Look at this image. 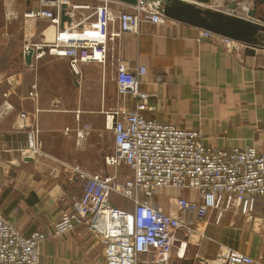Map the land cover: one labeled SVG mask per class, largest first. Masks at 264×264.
<instances>
[{"label": "crops", "instance_id": "crops-1", "mask_svg": "<svg viewBox=\"0 0 264 264\" xmlns=\"http://www.w3.org/2000/svg\"><path fill=\"white\" fill-rule=\"evenodd\" d=\"M64 1L66 15L70 17L71 12L76 22L91 13L88 6L103 0ZM43 2L0 0V109L5 101L14 107L0 120V211L24 235L51 227L72 199L81 195L84 182L67 166L79 164L91 174L117 171L104 160L114 150L106 112L132 108L136 102L134 96L118 92V57L129 67L140 63L147 68L142 88L154 94L148 117L198 129L206 146L251 145L264 153V63L258 58L264 50L254 55L246 49L229 51L213 40H199L201 29L170 19L163 25L143 23L138 35L123 34L110 44L106 65L83 63L76 74L68 58L50 52L58 36L73 39L70 32H60L69 22L59 25L47 18L25 16L26 11L42 8ZM113 6L119 8L117 3ZM208 6L216 9L211 3ZM30 48L34 54L28 64L25 54ZM34 89L37 98L30 95ZM22 111L29 114L28 120H20ZM86 124L92 130L77 142L76 132ZM35 125L41 155L30 157L24 149L27 131ZM180 196L199 198L195 189L176 188L160 190L149 198L151 205L182 218L189 228L176 235L173 264H219L221 247L264 264V195L257 198L251 218L233 211L220 218L212 209L203 219L194 212H180ZM103 261V245L84 225L48 238L40 249V264Z\"/></svg>", "mask_w": 264, "mask_h": 264}, {"label": "built area", "instance_id": "built-area-1", "mask_svg": "<svg viewBox=\"0 0 264 264\" xmlns=\"http://www.w3.org/2000/svg\"><path fill=\"white\" fill-rule=\"evenodd\" d=\"M64 0H44L43 7L26 11L29 18H47L61 24ZM119 4V8L113 4ZM52 7V8H49ZM91 13L70 22L61 29L73 34L66 41L61 36L53 42L50 52L69 59L70 67L80 73L83 63L106 65L110 44L125 33L138 35L143 23L167 24L162 0H138L128 4L103 0L88 6ZM92 18L91 20H89ZM201 39L220 43L229 51L240 52L245 43L201 29ZM39 47V46H38ZM116 82L120 95L136 98L132 108H116L106 112L107 127L113 132L114 150L105 156V164L116 169L125 165L131 175L122 179L116 171L89 173L79 164L67 166L68 171L84 182L79 197H74L69 209L61 211L57 220L46 230L24 235L0 211V264H40L42 243L84 225L88 233L103 245V264H173L171 261L176 235L188 230L185 220L151 205L149 198L166 188L195 189L199 198L180 196V212H194L203 219L210 210L218 217L226 211L241 212L252 217L257 198L264 195V153L255 146L219 149L206 146L200 130L183 128L173 123L148 117L150 94L142 88L147 68L143 64L129 67L116 58ZM30 95L37 98L34 89ZM14 107L5 101L0 109V120ZM27 112H20L22 121ZM92 130L86 124L76 132L77 142L83 141ZM24 154L41 155L40 132L35 125L28 131ZM119 195L132 203L124 209L112 202ZM146 257V259H144ZM219 264H256L255 259L241 251L221 247Z\"/></svg>", "mask_w": 264, "mask_h": 264}, {"label": "water", "instance_id": "water-1", "mask_svg": "<svg viewBox=\"0 0 264 264\" xmlns=\"http://www.w3.org/2000/svg\"><path fill=\"white\" fill-rule=\"evenodd\" d=\"M128 4H136L138 0H115ZM164 15L198 29L211 31L215 34L245 43L248 54L264 50V0H254L253 8L248 10L247 16L233 15L218 9L204 7L212 0H162ZM235 4H231L234 7ZM63 6L61 21L70 22ZM34 49L26 51L25 59L32 62ZM30 159V158H28Z\"/></svg>", "mask_w": 264, "mask_h": 264}, {"label": "rangeland", "instance_id": "rangeland-1", "mask_svg": "<svg viewBox=\"0 0 264 264\" xmlns=\"http://www.w3.org/2000/svg\"><path fill=\"white\" fill-rule=\"evenodd\" d=\"M223 1L224 3L217 5L218 10L220 9L221 11L225 13L244 16V17L247 16V12L248 10H250L251 5L253 6L252 1H248V2L246 0H223ZM231 4H235V6L231 7ZM258 58L260 62L264 63V51H260V55ZM117 171L122 179L131 175L130 169L126 167L125 165H122L121 167L117 168ZM112 202L115 205L121 208H124V209H129L132 207V203L128 199L122 196H119L117 194L113 195Z\"/></svg>", "mask_w": 264, "mask_h": 264}, {"label": "bare ground", "instance_id": "bare-ground-1", "mask_svg": "<svg viewBox=\"0 0 264 264\" xmlns=\"http://www.w3.org/2000/svg\"><path fill=\"white\" fill-rule=\"evenodd\" d=\"M154 1H155V3H157L159 0H154ZM210 3H211V6H213V7L216 8V9H218V6H217V5H220V4L224 3V1H223V0H213V1L210 2ZM208 5H209V4L205 5L204 7L210 8ZM211 9H212V8H211ZM219 10H220V9H219Z\"/></svg>", "mask_w": 264, "mask_h": 264}]
</instances>
